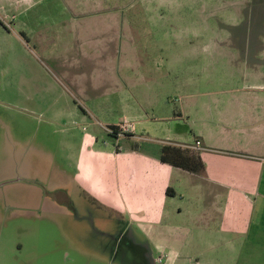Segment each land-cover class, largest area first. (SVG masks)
<instances>
[{"label":"rangeland","instance_id":"obj_1","mask_svg":"<svg viewBox=\"0 0 264 264\" xmlns=\"http://www.w3.org/2000/svg\"><path fill=\"white\" fill-rule=\"evenodd\" d=\"M71 12L85 16L78 45V36L70 35L62 20ZM90 14L94 18H87ZM111 24L119 28L111 41L120 49L125 44L138 47L128 57L132 64L151 54L154 63L161 61L165 75L166 57L170 52L178 57L177 73L151 83L154 96L146 99L148 104L138 70L116 68V73L135 80L122 82L139 97L125 99L130 100L134 120L139 118L136 101L147 111L151 101L159 113L160 97L166 93L180 107V98L188 92L200 93L198 104H208L204 92L241 90L240 77L251 62L252 47L259 46V57L264 58V0H0V264H133L117 256L111 259L107 250L114 240L94 230L93 206L70 190L79 206L66 211L61 201L70 194L58 187L78 177L76 159L84 148H94L87 146L90 134L98 148L113 149L118 143L130 148L133 143L109 133L106 108L80 93L91 88L77 74L79 56L74 59L73 45L82 48L85 73L91 55L102 54L89 46L90 38L94 46L101 44L99 38ZM118 53L113 64L119 66L125 51ZM75 80H80L79 87ZM231 99H221L219 105L231 107ZM97 101L106 106L109 99ZM146 137L154 138L144 134L142 146L151 143ZM138 229V237L145 240ZM217 244L196 242V249L204 247L205 253L202 248L185 250L177 264H250V258L237 263L233 242L218 249ZM154 253L157 258L159 253ZM257 262L264 264V259Z\"/></svg>","mask_w":264,"mask_h":264},{"label":"crops","instance_id":"obj_2","mask_svg":"<svg viewBox=\"0 0 264 264\" xmlns=\"http://www.w3.org/2000/svg\"><path fill=\"white\" fill-rule=\"evenodd\" d=\"M72 15L71 12L68 20L66 17L62 20L69 34L78 36V45L82 43L80 33L84 30L82 19L85 16L84 12ZM87 18L94 17L90 14ZM93 25L94 21L89 27L91 34ZM119 33V28L111 24L102 34L103 38H99L101 44L94 46V37L90 38L89 46L102 50L101 57L92 54L87 61L88 71L94 68L92 74L86 68L83 72L82 48H76V44L73 55L74 59L79 56L78 76L84 77L91 88L89 93H80L93 100L92 103L102 105L100 109L106 108L109 133L118 138L127 137L133 143L130 148L120 143L113 149L98 148L94 134H90L87 146L94 148L91 151L84 148L76 159L80 167L78 177L66 182L67 186H58L70 194L61 201L64 209L69 212L72 203L76 208L79 206L71 197L73 190L81 194L86 203L94 205V228L103 235H122L129 230L131 238L140 239L136 233L139 227L138 233L144 236L154 264L160 263L159 258L163 259L162 264H177L188 249L202 248L200 251L205 253L204 247L196 249L194 244L199 241H207V244L217 241V249L227 241L233 242L237 263L250 258V264H258L259 259H264V58L259 57V46L249 52L251 62L245 65V74L240 77L244 85L241 90L204 92V97L211 100L208 104H198L200 93L188 92L186 97L180 98V107L177 103L173 105L172 97L166 93L160 97L163 106L159 113L155 112L151 101L149 111L136 101L139 118L134 120L130 117V100L125 99L138 96H132L122 82L134 83L135 80L116 73V68L135 67L143 85L142 98L152 99L154 85L151 83L171 78L173 71L177 73L178 57L173 52L166 57L165 75L161 72V61L154 63L151 54L132 64L128 57L130 52L137 53L138 47L125 44L120 49L116 40L111 41ZM120 50L125 51L124 59L119 66L114 65L113 59ZM158 51H162L161 46ZM107 70L109 73L103 75ZM75 82L79 87L80 80ZM105 98L109 99L106 106L97 101ZM225 98H232L233 106H220L221 99ZM123 127L128 129L124 134L112 131ZM144 134H153L154 138L146 137L144 140L151 143L142 146L139 139ZM196 141L201 143L199 148L195 147ZM165 145L196 149L204 169L190 172L163 162L161 155ZM112 248L107 251L110 253ZM230 248L232 250L231 245ZM194 256L197 257L195 253Z\"/></svg>","mask_w":264,"mask_h":264},{"label":"flooded vegetation","instance_id":"obj_3","mask_svg":"<svg viewBox=\"0 0 264 264\" xmlns=\"http://www.w3.org/2000/svg\"><path fill=\"white\" fill-rule=\"evenodd\" d=\"M112 131L119 135L124 134L126 132V131L121 132V129L120 130L114 129ZM69 209H75L76 211L78 210V208H76V206L73 203L71 204V206H69ZM92 224L94 227V220H92ZM94 230L96 231L95 228ZM100 233L103 235L102 232ZM109 238L114 240L113 248L110 252L111 259H113L114 256H117L120 257V259H122L123 262L131 263L132 261L133 264H154L153 259L150 257L149 252L146 248V242L136 237L131 238L129 230L122 235H120V233H117L115 235L113 234L109 236Z\"/></svg>","mask_w":264,"mask_h":264},{"label":"trees","instance_id":"obj_4","mask_svg":"<svg viewBox=\"0 0 264 264\" xmlns=\"http://www.w3.org/2000/svg\"><path fill=\"white\" fill-rule=\"evenodd\" d=\"M161 160L190 172H198L204 169L200 153L196 149L188 147L165 145L162 148Z\"/></svg>","mask_w":264,"mask_h":264},{"label":"built area","instance_id":"obj_5","mask_svg":"<svg viewBox=\"0 0 264 264\" xmlns=\"http://www.w3.org/2000/svg\"><path fill=\"white\" fill-rule=\"evenodd\" d=\"M128 129H127V127H123V128H121V132H125V131H127ZM200 141H196V143H195V147L197 148H199L200 147ZM158 261L160 262V263H162L163 262V259L162 258H159L158 259Z\"/></svg>","mask_w":264,"mask_h":264}]
</instances>
